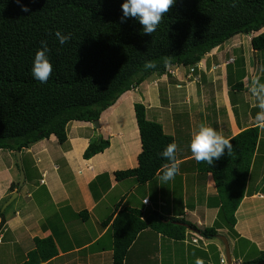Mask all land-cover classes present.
Listing matches in <instances>:
<instances>
[{
  "label": "crops",
  "instance_id": "crops-1",
  "mask_svg": "<svg viewBox=\"0 0 264 264\" xmlns=\"http://www.w3.org/2000/svg\"><path fill=\"white\" fill-rule=\"evenodd\" d=\"M261 32L247 36L250 43ZM230 42L201 61L197 70L202 81L198 85L186 81L188 85L178 88L180 84L171 83L167 74L152 75L104 111L99 128L93 122L74 121L65 145L51 136L23 150L25 181L11 194L12 184L20 183V168L13 161L14 153L0 150L1 212L7 202L4 199L18 194L0 225V264H23L35 249V239L46 238L55 240L59 254L45 264H113L110 220L125 208L144 215L156 210L166 217L183 219L198 231L189 228L185 240L174 241L144 230L131 245L124 264H153L154 254L159 264H196L197 259L204 264H223L222 260L227 262L225 246L218 235L229 243L232 264L258 259L264 252V186L260 189L264 180V129L258 127L259 142L248 180L250 193L236 213L234 231L220 223L216 237L206 238L200 233L217 225L221 205L213 176L198 173L190 148L192 133L204 123L231 139L257 127L255 116L260 111L255 106L258 97L249 89L253 78L264 83V53L253 50V59V48L248 51L242 39ZM180 71L177 77L184 81L185 71ZM239 83L243 86L236 87ZM146 84L150 86L142 90ZM162 89H168L169 95L162 97ZM136 103L144 104L147 119L160 123L178 145L180 170L167 183L158 176L146 185L132 178L120 182L115 178L116 172L138 166L142 145ZM98 138L108 140L109 147L85 160L84 152ZM28 155L33 160L27 159ZM255 169L263 172V177L252 182ZM144 200L149 201L146 204Z\"/></svg>",
  "mask_w": 264,
  "mask_h": 264
},
{
  "label": "trees",
  "instance_id": "trees-1",
  "mask_svg": "<svg viewBox=\"0 0 264 264\" xmlns=\"http://www.w3.org/2000/svg\"><path fill=\"white\" fill-rule=\"evenodd\" d=\"M124 2L0 0V150L16 157L17 152L51 136L65 145L72 122L99 120L123 94L137 89L152 75L166 74L170 67L197 71L208 53L238 35L262 31L252 38L251 45L254 51L264 53V0H175L151 35L144 34L136 18L121 22ZM24 7L29 10L23 11ZM57 30L71 34V39L61 45L55 36ZM42 41H47L53 66L47 83L32 75ZM146 61H154L156 67L146 69ZM134 107L142 145L138 166L116 172L115 178L118 182L132 178L146 185L168 162L161 153L176 141L160 123L147 119L144 104L136 103ZM259 136L258 127L245 129L230 139L231 155L225 149L212 165L197 162L200 175L213 176L221 200L217 225L199 230L202 236L216 237L220 223L234 231L236 213L250 193L248 180ZM109 145L103 138L92 140L84 159L103 153ZM18 186V182L12 184L9 194ZM6 213L7 209H0V225ZM110 221L113 264L125 263L131 245L144 230L174 241L185 240L189 228L198 231L185 220L166 217L156 210L144 215L125 208ZM34 243L35 249L23 264H45L59 254L53 238L35 239ZM263 260L264 252H260L258 259L243 264Z\"/></svg>",
  "mask_w": 264,
  "mask_h": 264
},
{
  "label": "clouds",
  "instance_id": "clouds-1",
  "mask_svg": "<svg viewBox=\"0 0 264 264\" xmlns=\"http://www.w3.org/2000/svg\"><path fill=\"white\" fill-rule=\"evenodd\" d=\"M174 2L175 0H125L122 4L123 17L121 22H124L129 17L136 18L143 26L144 34L151 35L156 31L163 16L173 7ZM232 6L235 7V4ZM28 10L27 7L23 8V11ZM55 36L61 45L71 39V34L64 35L59 30L55 32ZM41 45L34 58L32 75L41 83H47L52 74L53 66L48 56L50 49L47 41H42ZM144 67L146 69L155 68L156 63L154 61H146ZM251 83L252 87H250L249 91H251L253 96L258 97V102L255 106L260 109L255 116V122L257 127L264 129V95H261L264 93V83H261L258 78H253ZM190 148L193 158L198 163L207 162L212 165L214 160H218L224 155L225 149L231 155L233 145L231 140L226 138L222 132L202 123L198 130L192 133ZM178 150L177 143L173 142L168 144L161 153L162 157L168 162L164 163L162 168L158 170L157 176L164 183L173 180L180 170L181 160L177 157ZM196 264H204V261L197 259ZM226 264L228 263L226 262Z\"/></svg>",
  "mask_w": 264,
  "mask_h": 264
},
{
  "label": "rangeland",
  "instance_id": "rangeland-1",
  "mask_svg": "<svg viewBox=\"0 0 264 264\" xmlns=\"http://www.w3.org/2000/svg\"><path fill=\"white\" fill-rule=\"evenodd\" d=\"M239 39H237V40H235V39H233V40H231V42L230 43H232V44H234L236 41H239L240 39H242L244 42H245V48L247 47L248 48V51H250L251 50V48H252V46H251V43H250V41H249V39L247 38V36L246 35H239ZM251 57L253 58V59H255V57H254V51H253V49H252V54H251ZM202 63V62H201ZM201 63H200V66H201ZM198 68H199V66H198ZM201 69V68H200ZM180 70H184L185 71V73H184V75H183V78L181 79V80H184V81H180L179 80V78L177 77V72H181ZM189 69L188 70H186V68L184 69V67H178V66H173V67H171V68H169V70H168V72L166 73L167 75H168V79H170L171 80V83H176V84H180L179 86H178V88H183V86H185L186 84H187V82L189 81V82H191V83H193V84H196V85H198L199 84V82H201L202 81V79H201V77L202 76H200V75H198L199 74V71L197 70V73L195 72L194 74L195 75H193L192 77H189ZM203 74V73H202ZM187 81V82H186ZM148 82V81H147ZM158 85H159V87L161 86L159 83H158ZM175 85V84H174ZM188 85V84H187ZM146 86H150V84H146L145 85V87H142V90H144L145 88H146ZM200 86V85H199ZM198 87V86H197ZM140 94H142V91L141 92H139ZM138 93V94H139ZM161 96L162 97H164L165 95L166 96H168L169 95V92H168V89L167 90H161ZM189 99H186V101H188ZM46 140H48V139H46ZM27 159H32V155H28V157H26ZM2 159V158H1ZM33 160V159H32ZM13 161L15 162V163H18V157L16 156H13ZM25 161V160H24ZM252 169V168H251ZM256 171H255V174H254V176H253V178H252V182H255V180H259V179H261V177H263V172L261 173V171L259 170V169H255ZM25 173V172H24ZM252 177V176H251ZM252 185H255V183H252ZM263 186H264V180L261 182V184H260V189H263ZM218 201H219V204L221 205V200H220V198H218ZM39 206H41V204L39 203ZM158 208V207H157ZM158 209H161L160 207L158 208ZM149 253H151V254H154V250L153 249H150V251H149ZM149 256V255H148ZM147 256V257H148ZM153 264H159V262L157 261V255L156 254H154V256H153Z\"/></svg>",
  "mask_w": 264,
  "mask_h": 264
},
{
  "label": "water",
  "instance_id": "water-1",
  "mask_svg": "<svg viewBox=\"0 0 264 264\" xmlns=\"http://www.w3.org/2000/svg\"><path fill=\"white\" fill-rule=\"evenodd\" d=\"M254 55H255V52H254ZM93 124L99 128V121L96 120L93 122ZM17 157H18V165H19V168H20V172H21V175H20V183H19V188L22 187L24 181H25V173H24V170H23V165H22V160H21V152H17ZM18 194L17 192L14 193L10 198L9 200L5 203V205L3 206L2 208V211H5L6 208L15 200V198H17ZM176 224H180V225H184L186 226V224H183V223H180V222H176ZM218 238L222 240L224 246H225V252H226V259H227V262L228 264H232L231 263V252H230V246H229V243L227 241V239L223 236H220L218 235ZM255 264H264V260L263 261H260L258 263H255Z\"/></svg>",
  "mask_w": 264,
  "mask_h": 264
},
{
  "label": "built area",
  "instance_id": "built-area-1",
  "mask_svg": "<svg viewBox=\"0 0 264 264\" xmlns=\"http://www.w3.org/2000/svg\"><path fill=\"white\" fill-rule=\"evenodd\" d=\"M189 77H192L193 75H195L194 73L196 72V69L195 68H190L189 69ZM149 200H144V203H148ZM194 242H197V239L194 240ZM223 263L226 264L225 260L222 261Z\"/></svg>",
  "mask_w": 264,
  "mask_h": 264
}]
</instances>
